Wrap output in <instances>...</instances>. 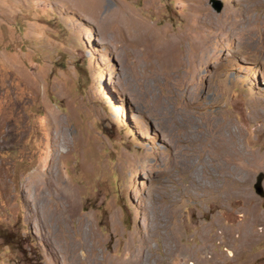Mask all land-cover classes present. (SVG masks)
Instances as JSON below:
<instances>
[{"label": "rangeland", "instance_id": "374dc122", "mask_svg": "<svg viewBox=\"0 0 264 264\" xmlns=\"http://www.w3.org/2000/svg\"><path fill=\"white\" fill-rule=\"evenodd\" d=\"M209 1L0 0V264H264V0Z\"/></svg>", "mask_w": 264, "mask_h": 264}, {"label": "bare ground", "instance_id": "6f19581e", "mask_svg": "<svg viewBox=\"0 0 264 264\" xmlns=\"http://www.w3.org/2000/svg\"><path fill=\"white\" fill-rule=\"evenodd\" d=\"M257 2H262V0H257ZM229 19V18H228ZM117 20V19H116ZM235 20V19H233ZM220 28L222 31H226L228 34H230L231 32H233L234 30H238V26L235 25H231L229 26V23H225L220 25ZM245 30V28H243V31ZM147 37V36H146ZM145 37V39H147ZM150 37V36H149ZM149 50V49H148ZM151 51V50H150ZM216 131V130H215ZM224 137V136H223ZM221 138V137H217V139L215 137L212 138L211 142H210V146H209V150L212 152V156H214L215 159H218V162H220V158L223 159V155L226 154V156L228 155L229 159H227V164L228 162L231 161L230 156L232 154L234 155H238L243 157L244 153H242L241 148H239L238 146L233 147V143H231L229 138ZM217 141H220L219 144L216 143ZM216 143V145L214 144ZM232 146V147H231ZM235 148V150H233ZM227 151V152H226ZM223 153V154H222ZM225 156V155H224ZM243 159V158H242ZM261 166H264V161H261L259 163ZM225 165V164H224ZM142 254V253H141ZM140 255V254H139ZM140 259V257H139ZM142 259V258H141Z\"/></svg>", "mask_w": 264, "mask_h": 264}, {"label": "water", "instance_id": "95a60500", "mask_svg": "<svg viewBox=\"0 0 264 264\" xmlns=\"http://www.w3.org/2000/svg\"><path fill=\"white\" fill-rule=\"evenodd\" d=\"M209 4H210V7L215 11V13H218L219 10L221 9L220 3L214 2V0H210ZM263 178H264V174L262 172H258L253 179L252 188H253L254 194L258 196L259 198H264V191L261 186Z\"/></svg>", "mask_w": 264, "mask_h": 264}]
</instances>
